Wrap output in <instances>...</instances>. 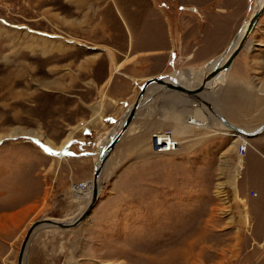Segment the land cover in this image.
<instances>
[{
	"label": "rangeland",
	"instance_id": "obj_1",
	"mask_svg": "<svg viewBox=\"0 0 264 264\" xmlns=\"http://www.w3.org/2000/svg\"><path fill=\"white\" fill-rule=\"evenodd\" d=\"M159 1L198 19L200 30L224 34L221 54L230 24L229 38L256 0ZM135 7L148 12V0H0V264H18L34 221L72 219L88 205L76 190L92 184V150L129 103L96 110L110 70L108 53L97 48L126 41ZM209 9L220 12L211 26L200 16ZM259 22L225 81L203 97L248 131L264 123V15ZM198 105L180 94L164 100L163 112L143 110L134 121L139 131L108 159L90 215L70 229L38 228L25 263L264 264V133L238 139L222 126L213 134L216 118L169 154L152 147L153 133L174 130L167 113L185 119Z\"/></svg>",
	"mask_w": 264,
	"mask_h": 264
},
{
	"label": "crops",
	"instance_id": "obj_2",
	"mask_svg": "<svg viewBox=\"0 0 264 264\" xmlns=\"http://www.w3.org/2000/svg\"><path fill=\"white\" fill-rule=\"evenodd\" d=\"M182 1L183 2H181V4L183 5L186 0ZM148 3V12L146 11V13H143L136 7L133 9V12H130L131 15L134 14V11H136V17H132L131 21H129L136 26L130 28L129 24L128 30L130 31V33L127 30L125 38L122 39L126 40L125 42L117 47H111L109 46L108 41H103V43L99 44L102 45V48H97L103 52L105 51L104 53H108L107 59L110 63V70H108L107 76L100 81V86L97 89V96L100 97V100H103V103L100 101V104L102 103V106H96V110L98 111H100L101 108L104 109L107 102L109 103V106L111 108H116L120 106L121 102L129 101L127 108L130 107V105L133 104L140 92V90L137 89L138 87L136 88L135 84L139 83L142 85L145 80L151 77L167 74L178 75L181 72L187 70L189 71V79L193 81L195 86L202 81V78L204 76V68L208 64L216 61L218 59L217 57H220L223 53H219V50L221 48L219 43L223 42L222 38L224 34H220L219 38H216V34H211L210 30H207V28L209 27L204 28V31L200 30L199 28L201 27H196V24H194L195 21H197L199 26L198 19L190 18L189 20V16L187 15L182 16V19L180 17V15H183V12L180 11L181 9H178V11L175 13H173L172 10L167 11L163 7H160V5H158L160 3L159 0H148ZM219 11L222 12L223 10L220 9ZM212 12L214 11L209 9L205 15H200L202 20L206 21L207 24L211 22V16L220 13ZM245 20L242 22L241 26H243ZM180 21L185 22L186 25L188 24L185 28V31H182V28H179ZM211 25L209 24V26ZM258 25H260V22H258ZM241 26L240 28H242ZM233 27L234 24L231 23L230 28L228 29V44L240 31L239 28L237 32L229 38V36L232 35ZM118 33L119 32L117 31V34ZM211 35L212 38H210ZM143 39L147 40L148 42L139 44L138 41H142ZM224 49H226V47ZM239 53L237 54L233 62L232 68H234L236 65ZM172 58L174 59L172 60ZM183 65H187V68H182L179 70L178 68L183 67ZM226 78L227 76L223 78V81H225ZM178 80H180V82H182L186 86L191 87L188 83V80H186V82L185 79L181 77H179ZM219 84L221 83L219 82ZM159 88V86H153L148 89L147 97L149 98V100L143 106L142 112L143 110H145L146 112L147 109L148 113H153L152 109H156L158 113L159 111L163 112L162 104L164 100L172 95L176 96L181 94L177 91L170 90L168 92L154 95V93ZM181 95L184 96L183 94ZM185 98L191 100L190 98ZM126 109H122L123 111L120 112L119 116H121L126 111ZM200 113H202V111L200 105H198V107L192 109V111L188 113V116H185V119L184 116L180 115L176 111L167 113L166 116L167 119H171L174 125H176L178 123V119L181 118L182 120H186L191 117H195V115ZM210 114L212 113L210 112ZM119 116L117 117L113 115V127L119 121ZM210 127H213L212 124L210 125ZM214 127L217 130V132L214 134L220 132L217 126ZM134 130L136 132L139 131L138 127H135L133 122L130 126L129 135L133 133ZM207 135L209 134L207 133ZM108 136L110 135L104 137ZM243 142L245 141H242V143L239 144V148L244 144ZM101 143L103 144L102 141ZM85 150L86 154H90L88 152L89 149L85 148ZM100 150L101 146L96 151L100 153ZM96 151L94 149L92 150V152H94V157H96Z\"/></svg>",
	"mask_w": 264,
	"mask_h": 264
},
{
	"label": "water",
	"instance_id": "obj_3",
	"mask_svg": "<svg viewBox=\"0 0 264 264\" xmlns=\"http://www.w3.org/2000/svg\"><path fill=\"white\" fill-rule=\"evenodd\" d=\"M263 14L264 0H257L254 4L251 15L248 17V19L245 20L243 26H241L242 28H240L242 35L238 39L240 31L236 34V36L232 39V41L228 44L226 49L221 54L222 56L217 57L218 59L220 58L219 61L213 66L211 70H208L204 74L202 81L197 85L193 86L192 88L180 82L178 78L174 76V74L151 77L143 82V84L140 86V92L136 100L120 116L119 122L117 123L115 128L111 129L113 133L110 134V136L104 137L102 139L103 144L100 143V155L98 160H96V162L94 163L93 197L89 204L86 206L85 209L83 208L84 210L82 209L81 212H79L72 219L62 220L58 218L49 217L41 218L34 221L29 226L23 238L20 251L18 253V264H26L25 258L28 245L32 235L38 228L47 225L58 229H70L80 225L90 215L99 199L100 182L104 170L103 165L106 162L107 155L115 149L117 144L124 137L125 133L130 128V125H132L133 120H135L141 115L143 106L149 100V98L147 97V92L148 89H150L151 87H160L154 93V95L168 92L170 90H174L178 93L183 94L184 96L190 98L200 106L206 107L208 110H210L211 113H213L216 117L220 118L225 124L229 125L231 128H233L240 134H243L244 136H258L263 132L264 123L254 131H248L242 127L232 126L231 123H229L228 120L214 108V105L210 102V99L203 98L206 93H209L211 91L212 84L214 83V81L218 79L223 72L229 71L232 68L233 62L237 54L245 46L253 30L257 28V23ZM225 55H227V57L223 59ZM209 84L211 86H208Z\"/></svg>",
	"mask_w": 264,
	"mask_h": 264
},
{
	"label": "bare ground",
	"instance_id": "obj_4",
	"mask_svg": "<svg viewBox=\"0 0 264 264\" xmlns=\"http://www.w3.org/2000/svg\"><path fill=\"white\" fill-rule=\"evenodd\" d=\"M262 17V16H261ZM260 20V19H259ZM259 22V21H258ZM257 25H258V23H257ZM257 27V26H256ZM255 30V29H254ZM253 30V31H254ZM240 33V35L238 36V39H239V37L242 35V32L240 31L239 32ZM253 33V32H252ZM250 38V37H249ZM249 40V39H248ZM247 43H248V41H247ZM246 43V44H247ZM222 56V55H221ZM227 57V55H225L224 56V58L223 59H225ZM220 59V58H219ZM219 59H217L216 61H214V62H212V63H210V64H208L205 68H204V74L208 71V70H211L212 68H213V66L219 61ZM231 70V69H230ZM229 70V71H230ZM229 71H226V72H223L222 74H221V76L218 78V79H216L215 81H214V83L212 84V89H211V91L212 90H214L215 89V87L218 85L219 86V82L222 84V82H224L223 81V78H225L226 76H228V73H229ZM178 79H179V77H181V78H183V79H185V81L186 80H188L189 82V85L191 86V87H193L194 86V83H193V81L191 80V79H189V71H183V72H181L180 74H178V75H176V74H174ZM180 81V80H179ZM187 82V81H186ZM208 86H211L210 84L208 85ZM217 86V87H218ZM186 97V96H185ZM201 109H202V107H201ZM215 109H217V108H215ZM208 112H209V110H208ZM204 114V113H203ZM210 115H208V117H205V116H203L202 115V113H200V114H197V115H195V117H191V118H189V119H186V120H182L181 118L180 119H178V123L176 124V125H174V130L172 131V134H173V137H171V141H173L174 140V142H177V146L178 145H181V144H186V143H189L190 141L187 139V137H192L190 134H188V133H194L196 130H202V131H208L211 127H210V125L212 124L213 125V119H215V121L217 120L216 118H218V117H216V116H213V114H212V116H210ZM211 120H213V121H211ZM135 120H133V122H134ZM218 124H217V127L219 128V129H223V127L224 128H226L228 131L230 130L231 132L233 131V132H235L236 134L234 135V136H236L238 139H242L241 137H243L244 139H247V138H255V137H257V136H251V137H249V136H244L243 134H240L239 132H237L236 130H234L233 128H231L229 125H227V124H225L220 118H218ZM119 122V121H118ZM117 122V123H118ZM132 122V123H133ZM229 122V121H228ZM117 123L115 124V126L117 125ZM230 123V122H229ZM231 125L232 126H236V125H234V124H232L231 123ZM131 126V125H130ZM223 126V127H222ZM236 127H239V126H236ZM214 129V130H213ZM211 128L209 131L212 133L213 132V134L214 133H216L217 132V130H216V128ZM129 130H130V128L127 130V132L125 133V135H124V137L122 138V139H124L126 136H128L129 135ZM113 132L112 131H110V132H107L104 136H107V135H110V134H112ZM262 133H264V130H263V132ZM261 133V134H262ZM227 135H231V133H228ZM103 136V137H104ZM259 136V135H258ZM121 139V140H122ZM120 140V141H121ZM176 140V141H175ZM152 141H154L153 139H152ZM160 142H163V141H160ZM176 146V147H177ZM152 147H153V149L155 150V152L156 153H160V155H163V154H169V152H171L172 151V149L171 150H169V151H166L167 149H169V148H172V144H171V147H169V148H166V147H163V144H161V145H158V147H161L162 149L161 150H159L158 149V147H156L155 145H154V142H153V145H152ZM116 148V147H115ZM62 150V149H61ZM243 150H244V152L246 151V148H244L243 147ZM114 151V150H113ZM113 151L111 152V153H109L108 155H107V159H106V162L104 163V165H103V168H105V166H106V163H107V161H108V159L110 158V156L112 155V153H113ZM99 155H100V153H97V156H96V158H95V162H96V160H98V158H99ZM94 162V163H95ZM102 178V177H101ZM91 185L89 186V187H87L86 189H84V190H82V189H77L76 191L78 192V197H80V198H83V199H90L89 200V202L91 201V199H92V197H93V180L91 181ZM82 186H86L85 184H83V185H80V187H82ZM101 190H102V182H100V192L99 193H101ZM89 204V203H88ZM86 208V207H85ZM44 227H48L49 229H56V230H58V228H54V227H51V226H44ZM53 231V230H52ZM52 233V232H51Z\"/></svg>",
	"mask_w": 264,
	"mask_h": 264
},
{
	"label": "built area",
	"instance_id": "obj_5",
	"mask_svg": "<svg viewBox=\"0 0 264 264\" xmlns=\"http://www.w3.org/2000/svg\"><path fill=\"white\" fill-rule=\"evenodd\" d=\"M172 131L173 130L171 128H167L163 131L153 133L152 139L154 141H152V145L154 142V145L156 147H158V145L163 144V147L169 148V147H171V144H172V148H169L166 151H169L171 149L172 150L175 149V147L177 146V142H174V140L171 141V137H173ZM160 141H163V142H160ZM158 149L161 150L162 148L158 147Z\"/></svg>",
	"mask_w": 264,
	"mask_h": 264
}]
</instances>
